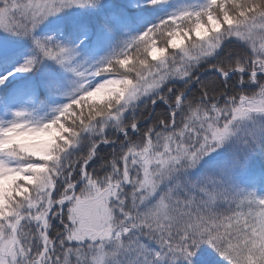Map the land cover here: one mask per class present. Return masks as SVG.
<instances>
[{"label": "snow or ice", "instance_id": "1", "mask_svg": "<svg viewBox=\"0 0 264 264\" xmlns=\"http://www.w3.org/2000/svg\"><path fill=\"white\" fill-rule=\"evenodd\" d=\"M0 264H264V0H0Z\"/></svg>", "mask_w": 264, "mask_h": 264}]
</instances>
